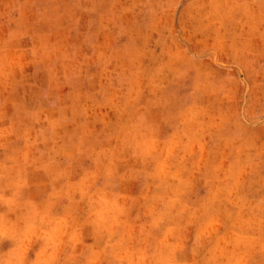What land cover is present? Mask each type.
Returning a JSON list of instances; mask_svg holds the SVG:
<instances>
[{
	"label": "clouds",
	"instance_id": "obj_1",
	"mask_svg": "<svg viewBox=\"0 0 264 264\" xmlns=\"http://www.w3.org/2000/svg\"><path fill=\"white\" fill-rule=\"evenodd\" d=\"M0 264H264V0H0Z\"/></svg>",
	"mask_w": 264,
	"mask_h": 264
}]
</instances>
